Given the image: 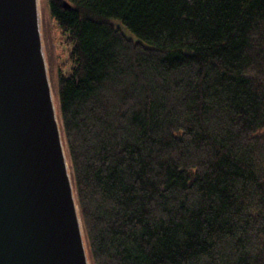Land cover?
<instances>
[{
	"label": "trees",
	"instance_id": "16d2710c",
	"mask_svg": "<svg viewBox=\"0 0 264 264\" xmlns=\"http://www.w3.org/2000/svg\"><path fill=\"white\" fill-rule=\"evenodd\" d=\"M46 9L90 264H264V0Z\"/></svg>",
	"mask_w": 264,
	"mask_h": 264
},
{
	"label": "water",
	"instance_id": "95a60500",
	"mask_svg": "<svg viewBox=\"0 0 264 264\" xmlns=\"http://www.w3.org/2000/svg\"><path fill=\"white\" fill-rule=\"evenodd\" d=\"M0 264H90L40 0H0Z\"/></svg>",
	"mask_w": 264,
	"mask_h": 264
},
{
	"label": "rangeland",
	"instance_id": "374dc122",
	"mask_svg": "<svg viewBox=\"0 0 264 264\" xmlns=\"http://www.w3.org/2000/svg\"><path fill=\"white\" fill-rule=\"evenodd\" d=\"M42 23L45 47L50 48L47 54L48 68L54 94L57 92L58 74L67 75L71 71L70 45L66 41L67 35L61 31L51 18L48 9V0H42Z\"/></svg>",
	"mask_w": 264,
	"mask_h": 264
}]
</instances>
